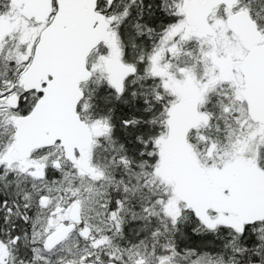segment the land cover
<instances>
[{
    "label": "snow or ice",
    "instance_id": "snow-or-ice-1",
    "mask_svg": "<svg viewBox=\"0 0 264 264\" xmlns=\"http://www.w3.org/2000/svg\"><path fill=\"white\" fill-rule=\"evenodd\" d=\"M0 264H264V0H0Z\"/></svg>",
    "mask_w": 264,
    "mask_h": 264
}]
</instances>
